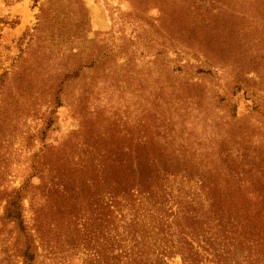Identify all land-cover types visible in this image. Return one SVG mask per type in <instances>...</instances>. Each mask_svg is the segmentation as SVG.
I'll use <instances>...</instances> for the list:
<instances>
[{"label":"rangeland","instance_id":"1","mask_svg":"<svg viewBox=\"0 0 264 264\" xmlns=\"http://www.w3.org/2000/svg\"><path fill=\"white\" fill-rule=\"evenodd\" d=\"M263 6L264 0H0V264H22V240L2 219L5 194L28 179L48 185L54 174L40 178L32 168L42 149L52 171L62 152L91 156L110 140L135 146L145 133L184 170L185 178L170 184V200L188 196L205 210L195 181L206 173L236 177L235 190H264L252 188L249 170L264 162V114L252 105L256 99L264 107ZM79 67L86 69L73 78ZM42 191H27L24 200L36 264H84L58 244L55 196L43 206Z\"/></svg>","mask_w":264,"mask_h":264},{"label":"trees","instance_id":"2","mask_svg":"<svg viewBox=\"0 0 264 264\" xmlns=\"http://www.w3.org/2000/svg\"><path fill=\"white\" fill-rule=\"evenodd\" d=\"M261 10L264 13V6ZM85 69L79 67L72 77ZM252 105L264 114L256 99ZM144 137L130 147L110 140L93 148L91 156L62 152L51 164L52 171L47 169L51 155L42 149L35 156L32 168L40 178L46 172L54 174L48 185L40 186V200L45 198L44 206L46 199L53 201L51 194L55 196L53 206L61 220L53 223L58 244H67L83 256L84 264H169L177 257L181 264H264V190H235L236 177L206 173L195 181L206 197L205 210H199L188 196L170 200V184L184 170L178 161L165 157L163 146L145 133ZM249 170H254L252 188L264 184V162ZM40 187L28 179L5 194L2 219L14 226L22 240V264L38 260L24 200L27 191ZM72 209L75 216L67 214Z\"/></svg>","mask_w":264,"mask_h":264}]
</instances>
